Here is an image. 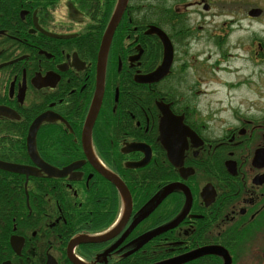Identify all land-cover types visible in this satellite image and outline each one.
Returning <instances> with one entry per match:
<instances>
[{
  "label": "flooded vegetation",
  "instance_id": "flooded-vegetation-1",
  "mask_svg": "<svg viewBox=\"0 0 264 264\" xmlns=\"http://www.w3.org/2000/svg\"><path fill=\"white\" fill-rule=\"evenodd\" d=\"M119 2L0 0V264H264V3Z\"/></svg>",
  "mask_w": 264,
  "mask_h": 264
},
{
  "label": "rangeland",
  "instance_id": "rangeland-1",
  "mask_svg": "<svg viewBox=\"0 0 264 264\" xmlns=\"http://www.w3.org/2000/svg\"><path fill=\"white\" fill-rule=\"evenodd\" d=\"M244 3L246 4L245 6H260L262 3H264V0H245ZM261 22L262 20L260 19H254L251 24H248V21L243 19V30L237 31V37H243L251 32H254L258 37L262 36ZM236 52L239 53L240 51L236 50ZM259 62H257L255 59L252 61L240 59V61H238V59L233 58L232 60L223 62L225 65H230L233 69H243V73L241 70L232 74L221 71L219 74H217L219 75L217 76V79L212 78L211 81L206 80L203 86L204 89L208 88V90H206L205 93L199 95L198 100L201 104H206L210 101L225 103L237 101H243L246 103H253L254 101H261V103L264 102V92L255 93V89H250L252 86L262 85L260 80H258L256 77L258 72L255 73L256 68H259V66L257 67L253 65V63ZM224 80H232V82L241 83V85L237 89H229L226 88ZM229 114L230 115L227 116L225 121L221 122L220 132H224L227 127L234 122L232 120V112Z\"/></svg>",
  "mask_w": 264,
  "mask_h": 264
},
{
  "label": "water",
  "instance_id": "water-1",
  "mask_svg": "<svg viewBox=\"0 0 264 264\" xmlns=\"http://www.w3.org/2000/svg\"><path fill=\"white\" fill-rule=\"evenodd\" d=\"M127 4H128V0H120V2H119L120 9H119V12L116 13V15L114 16V19L112 20L113 23H111L112 24L111 29L114 27L116 22L119 20L121 14H122V12H123V10ZM260 13H261L260 7H254L250 10V14L252 16H258ZM157 32L161 35V38H162L164 45H165V58L163 60V63L152 74V76H151L152 78H159L162 75H164L167 72L166 69L169 68V65H170L171 59H172V45H171V42H170L168 36L160 28H157ZM164 70H166L165 73H163ZM168 112H170V111L169 110L167 112L165 111V116L163 117V119L161 121V129H162L161 131H162L163 136H165V134H166V130H164V127L169 122V119L167 116ZM41 117H43V116H41ZM38 122H40V121H38Z\"/></svg>",
  "mask_w": 264,
  "mask_h": 264
}]
</instances>
